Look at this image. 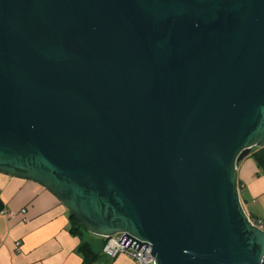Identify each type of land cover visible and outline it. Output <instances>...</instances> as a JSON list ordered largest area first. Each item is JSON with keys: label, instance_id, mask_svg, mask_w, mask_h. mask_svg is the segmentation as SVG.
<instances>
[{"label": "water", "instance_id": "water-1", "mask_svg": "<svg viewBox=\"0 0 264 264\" xmlns=\"http://www.w3.org/2000/svg\"><path fill=\"white\" fill-rule=\"evenodd\" d=\"M264 146V0H0V173L156 264H264L238 165Z\"/></svg>", "mask_w": 264, "mask_h": 264}, {"label": "crops", "instance_id": "crops-1", "mask_svg": "<svg viewBox=\"0 0 264 264\" xmlns=\"http://www.w3.org/2000/svg\"><path fill=\"white\" fill-rule=\"evenodd\" d=\"M252 151L238 165L240 196L248 215L264 221V169ZM0 198L13 213H0V264H134L125 253L106 255L105 238L75 233L70 212L39 183L0 173Z\"/></svg>", "mask_w": 264, "mask_h": 264}, {"label": "built area", "instance_id": "built-area-1", "mask_svg": "<svg viewBox=\"0 0 264 264\" xmlns=\"http://www.w3.org/2000/svg\"><path fill=\"white\" fill-rule=\"evenodd\" d=\"M25 211L26 210L24 209L23 212ZM2 213L7 214L8 216L13 215V213L7 209H4ZM250 221L260 229H264L263 220L250 217ZM124 233L125 232L117 233L111 237L105 238L106 242L103 246V252L106 255L115 257L119 253H125L134 260V264H156V259L155 256L151 253L152 249L150 245H148L145 251L142 252L141 250L147 245L146 243L143 244L138 250L132 246L127 247L120 243L119 240ZM16 244L18 247V251H20L21 242L17 241Z\"/></svg>", "mask_w": 264, "mask_h": 264}, {"label": "trees", "instance_id": "trees-1", "mask_svg": "<svg viewBox=\"0 0 264 264\" xmlns=\"http://www.w3.org/2000/svg\"><path fill=\"white\" fill-rule=\"evenodd\" d=\"M252 154L256 157L259 166L264 169V146L263 147H255L254 150L252 151ZM4 207H5L4 203H3V201L0 198V213L5 209ZM72 220H73V223H74L73 224L74 225L73 226V231L75 233H77L78 235H82V236L85 233H89L83 228V226L79 223V221L74 216H72ZM85 247H87L86 244H84L83 248H85Z\"/></svg>", "mask_w": 264, "mask_h": 264}]
</instances>
